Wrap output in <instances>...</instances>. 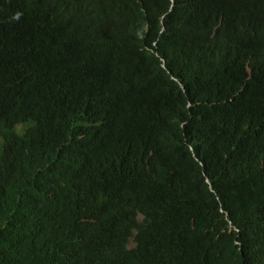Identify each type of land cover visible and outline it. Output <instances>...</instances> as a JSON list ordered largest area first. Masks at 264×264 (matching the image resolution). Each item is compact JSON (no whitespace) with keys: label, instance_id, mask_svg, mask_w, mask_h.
<instances>
[{"label":"trees","instance_id":"trees-1","mask_svg":"<svg viewBox=\"0 0 264 264\" xmlns=\"http://www.w3.org/2000/svg\"><path fill=\"white\" fill-rule=\"evenodd\" d=\"M0 264H264V0H0Z\"/></svg>","mask_w":264,"mask_h":264}]
</instances>
